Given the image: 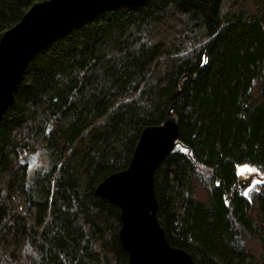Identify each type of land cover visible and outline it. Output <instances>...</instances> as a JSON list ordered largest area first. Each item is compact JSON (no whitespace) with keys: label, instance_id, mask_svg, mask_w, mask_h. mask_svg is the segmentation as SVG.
<instances>
[{"label":"trees","instance_id":"obj_1","mask_svg":"<svg viewBox=\"0 0 264 264\" xmlns=\"http://www.w3.org/2000/svg\"><path fill=\"white\" fill-rule=\"evenodd\" d=\"M43 1L0 0V39ZM172 107L155 174L168 242L198 264H264V184L247 198L237 174L264 169V0L117 7L40 52L0 123V264H130L121 210L95 190Z\"/></svg>","mask_w":264,"mask_h":264},{"label":"water","instance_id":"obj_2","mask_svg":"<svg viewBox=\"0 0 264 264\" xmlns=\"http://www.w3.org/2000/svg\"><path fill=\"white\" fill-rule=\"evenodd\" d=\"M147 1L46 0L35 4L0 39V123L14 103L26 69L40 52L111 9L142 7ZM178 139L179 118L172 107L161 126L143 130L129 167L106 178L95 190L121 210L120 241L130 264H198L188 252L170 245L157 217L155 174L172 157ZM36 157L30 154L20 163L26 166Z\"/></svg>","mask_w":264,"mask_h":264},{"label":"rangeland","instance_id":"obj_3","mask_svg":"<svg viewBox=\"0 0 264 264\" xmlns=\"http://www.w3.org/2000/svg\"><path fill=\"white\" fill-rule=\"evenodd\" d=\"M27 157V156H26ZM45 154H39L35 160L32 161V175L38 167H44L46 164ZM31 164H29L31 166ZM36 166V168H34ZM239 185L242 186V195L251 198L258 192L259 188L264 184V169L254 167L251 165H241L237 168Z\"/></svg>","mask_w":264,"mask_h":264},{"label":"flooded vegetation","instance_id":"obj_4","mask_svg":"<svg viewBox=\"0 0 264 264\" xmlns=\"http://www.w3.org/2000/svg\"><path fill=\"white\" fill-rule=\"evenodd\" d=\"M33 163H34V162H33ZM33 163H32V164H33ZM31 167H32V165H31Z\"/></svg>","mask_w":264,"mask_h":264}]
</instances>
